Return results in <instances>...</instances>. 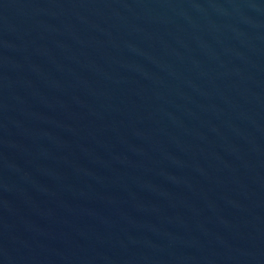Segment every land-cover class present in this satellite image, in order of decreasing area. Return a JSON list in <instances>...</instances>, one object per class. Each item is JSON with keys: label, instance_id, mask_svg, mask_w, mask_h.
<instances>
[{"label": "water", "instance_id": "water-1", "mask_svg": "<svg viewBox=\"0 0 264 264\" xmlns=\"http://www.w3.org/2000/svg\"><path fill=\"white\" fill-rule=\"evenodd\" d=\"M0 264H264V0H0Z\"/></svg>", "mask_w": 264, "mask_h": 264}]
</instances>
